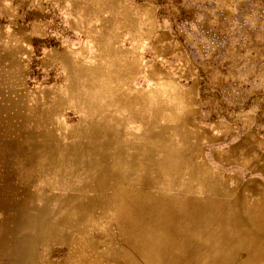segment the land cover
Listing matches in <instances>:
<instances>
[{
	"label": "rangeland",
	"instance_id": "1",
	"mask_svg": "<svg viewBox=\"0 0 264 264\" xmlns=\"http://www.w3.org/2000/svg\"><path fill=\"white\" fill-rule=\"evenodd\" d=\"M2 186L0 264H264V0H0Z\"/></svg>",
	"mask_w": 264,
	"mask_h": 264
},
{
	"label": "crops",
	"instance_id": "2",
	"mask_svg": "<svg viewBox=\"0 0 264 264\" xmlns=\"http://www.w3.org/2000/svg\"><path fill=\"white\" fill-rule=\"evenodd\" d=\"M83 137H87V134L85 133L84 134V136ZM7 185V184H6ZM33 199L35 200V198H34V196H33ZM7 202H9V198H8V187L7 186H2L1 188H0V203H4L5 204V206H4V209H1L0 208V210H2V211H4V212H9V209H8V204H7ZM18 203L19 202H21V200L20 199H18V201H17ZM17 202H15V203H17ZM12 206H13V204H12ZM11 206V207H12ZM14 208V207H13ZM19 212V211H18ZM7 215V214H6ZM7 221V220H6ZM5 221V222H6ZM4 227H5V225H4ZM3 228V227H2ZM6 229V231H7V228H5ZM23 245V246H22ZM22 245H18L17 246V251H18V253H16V255H17V264H25V258H24V252H25V250H26V247H25V245L24 244H22ZM7 247H3V245H2V250L4 251V252H7ZM8 254L6 253V255H5V257L7 256ZM9 257V256H8ZM111 260V261H110ZM109 262H107V263H109V264H113V260L110 258L109 260H108Z\"/></svg>",
	"mask_w": 264,
	"mask_h": 264
}]
</instances>
